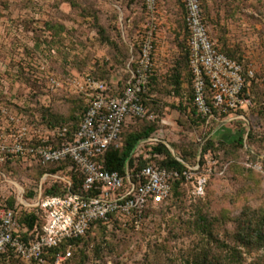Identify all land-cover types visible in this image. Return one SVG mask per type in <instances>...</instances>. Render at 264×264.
I'll return each instance as SVG.
<instances>
[{"label":"rangeland","instance_id":"obj_1","mask_svg":"<svg viewBox=\"0 0 264 264\" xmlns=\"http://www.w3.org/2000/svg\"><path fill=\"white\" fill-rule=\"evenodd\" d=\"M201 7L213 42L261 80L251 91L256 106L215 111L219 120L209 124L193 105L184 0H158L155 15L145 0H0V133L10 116L40 130L71 123L87 102L68 87L53 90L49 78L91 74L123 86L155 26L144 97L151 118L129 122L116 149L154 128L172 156L192 167L200 158L197 176L211 165L203 198L190 183L179 184L173 200L151 208L140 228L119 221L93 227L65 264H264V0H201ZM51 169L0 163V203L11 187L6 180L28 192ZM0 264L31 263L10 256Z\"/></svg>","mask_w":264,"mask_h":264},{"label":"built area","instance_id":"obj_2","mask_svg":"<svg viewBox=\"0 0 264 264\" xmlns=\"http://www.w3.org/2000/svg\"><path fill=\"white\" fill-rule=\"evenodd\" d=\"M145 3L150 14L158 12V0H145ZM184 7L189 31V64L194 77V105L201 119L209 124L219 120L215 111L231 114L252 106L243 94L242 66L215 49L201 0H184ZM156 33L155 26L147 30L140 43L139 57L133 60L130 78L123 86L91 74L77 75L63 82L49 78L53 90L68 87L74 95L86 100L87 110L76 129L65 125L40 130L26 126L17 116H10L8 128L0 133V163L34 161L44 167L53 166L57 171L42 174L38 184L28 192L6 180L11 187L0 203V256H13L24 263L47 264L43 258L46 249H57L85 236L98 223L112 226L119 221L140 228L146 210L171 199L178 180L190 183L195 197L206 195L211 165L198 176L200 158L192 167L174 156L185 167L182 173L158 166L152 161L156 156L147 151L148 146L158 143L169 148L160 135L138 142L124 173L107 171L101 160L109 149L118 146L122 129L129 122L151 118L143 104V95L148 91L153 72ZM247 74L255 78L252 68ZM76 179L80 184L75 191ZM55 184L66 193L47 195L46 189ZM10 199L14 201L12 206ZM23 214L38 217L32 229L21 221ZM73 250L68 245L64 253L57 254L54 264H65L73 256Z\"/></svg>","mask_w":264,"mask_h":264},{"label":"trees","instance_id":"obj_3","mask_svg":"<svg viewBox=\"0 0 264 264\" xmlns=\"http://www.w3.org/2000/svg\"><path fill=\"white\" fill-rule=\"evenodd\" d=\"M203 17H204V20L206 22V26L208 28V32H209V35H210L209 27L207 25V21H206V18L204 16V13H203ZM185 28L187 30L188 37H189V31H188V29L186 27V22H185ZM210 38H211V35H210ZM212 41H214V40L212 39ZM215 49L217 50V52L224 54L226 57H228L229 59L233 60L234 62H236L240 66H242L243 76H244V79H245V88H244L243 94L245 95V97H246V94H249L248 95L249 100H251V102H252V106L248 107V109H244V110L242 109L241 110V111H244V113H247V110L249 111V109H252L254 106L257 105L256 98H255V96H253L252 92H254V89L256 88L255 85L258 84L256 80H260V79L257 78V75H255V78H250L248 76V74H247V71H248L247 68H244V66L241 64V62H239V60H237L234 57V55L231 54L228 50L219 48L216 44H215ZM188 56H189V54H188ZM188 63H190L189 62V58H188ZM152 75H151V77H152ZM99 80H101V79H99ZM102 81H104V80H102ZM262 81H264V79H262ZM260 82H261V80L259 81V83ZM193 86H194V84H193ZM258 86H261V84L258 85ZM207 93H208V96L211 97V92L209 91V86L207 88ZM146 94L143 95V104L144 105H145V103H144V101H145L144 100V97H145ZM78 97H82V96H78ZM193 98H194V96H193ZM86 110H87V106L85 107L83 113H81V116H77L71 123L62 124L60 126H65L66 125L71 130L76 129V127L78 126L79 122L81 121L82 116L85 114ZM195 113H196V116L201 120V118H200V116H199V114L197 112L196 107H195ZM138 120H143V119H134L130 123L136 122ZM47 124H49V123H47ZM51 127H53V126L51 125ZM124 128L122 129V133L124 131ZM153 133H154V128H148L145 131L140 132V133H133L130 136H128V138L126 139V141L124 142V144L122 145V148L120 150H117L116 147H112L111 149H109L101 157V160H102V163H103L104 168L107 171H109V172L124 173L125 166H126V162L131 158V156H132V154H133V152L135 150V147L138 144V142L140 140H142V139L149 138L150 136L154 135ZM148 147L149 148H148V151L147 152L150 155H152V156H156V157H154V159L152 161L155 164H157L158 166L165 167V168H168V169H175V170L179 171L180 173H182L185 170V167L181 163H179L175 159L174 156H172L169 148L166 145H164L162 143H158V144L151 145V146H148ZM133 164H134V158L131 160V166H133ZM47 167L53 168V169H51V171H48V172H52V171L53 172H56L57 171V169L55 167H53V166H50L49 165ZM44 173L42 172L40 176H42V174H44ZM182 183L183 182L181 180H178L175 183L174 188H173V195H174V189H175V187L178 186L179 184H182ZM79 184H80L79 179H76V182H75V191L77 190V187L79 186ZM64 193H66V192L63 191V189L60 187L59 184L51 185L50 187H48L46 189V194L47 195H51V196H53V195H60V194H64ZM173 195H172V198L171 199H169L168 201H166L162 205H166V204L168 205L173 200ZM13 203H14V201L11 200L10 201V205L13 204ZM150 210H151V208H149L148 210H146V214ZM146 214H145V216H146ZM37 220H38V217L36 215H33V214H23L21 216V221L23 223L27 224L31 229L34 227V225H36ZM99 224H101V223L96 224V226L99 225ZM92 228H91V230H92ZM90 231L85 236H82V237H80L78 239H75V240H73V241H71L69 243L63 244L62 246H60L57 249H46L44 251L43 258L45 259V261L47 262V264H48V262H52L51 264H54V261H55L56 256H57L58 253H64L66 251L68 245H72V247H74V249L76 247H78L81 244V242L83 240H85L90 235ZM9 257L10 256L2 255V256H0V259L1 258H9ZM72 258H73V256L70 259H72ZM31 264H37V263H34L33 262Z\"/></svg>","mask_w":264,"mask_h":264}]
</instances>
